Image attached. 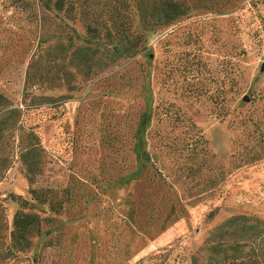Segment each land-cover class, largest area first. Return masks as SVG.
Instances as JSON below:
<instances>
[{
	"label": "rangeland",
	"instance_id": "rangeland-1",
	"mask_svg": "<svg viewBox=\"0 0 264 264\" xmlns=\"http://www.w3.org/2000/svg\"><path fill=\"white\" fill-rule=\"evenodd\" d=\"M124 1L0 0V96L44 151L29 184L0 135V264H264V0L151 29Z\"/></svg>",
	"mask_w": 264,
	"mask_h": 264
},
{
	"label": "trees",
	"instance_id": "trees-1",
	"mask_svg": "<svg viewBox=\"0 0 264 264\" xmlns=\"http://www.w3.org/2000/svg\"><path fill=\"white\" fill-rule=\"evenodd\" d=\"M133 3L139 23L147 29L164 27L182 17L187 12L186 6L182 2L175 0H133ZM50 4V7L48 5L46 7L56 12H62L64 10L66 13L71 10L72 6L69 4V0H53ZM121 8H127V3L124 0H122ZM113 12H115L114 18L109 17L110 26L112 29L119 31L121 35L122 29L115 21L117 18H120V15L116 13V9H113ZM121 26H124L123 22ZM89 30L94 31L91 28L87 29V31ZM122 38H120V42H123ZM139 40L140 37H136L133 43L126 41L127 44L125 46L133 50L137 48ZM0 114V135L3 131L13 128L18 132L17 153L19 163L27 182L33 184L35 179L41 175L44 163V151L39 139L34 132L24 130L20 126L16 127L21 113L16 108L7 106L2 96H0ZM30 194L34 197L36 196L34 191H30ZM35 198L36 200L38 199L37 197ZM36 225L37 219L33 215L16 213L12 220L13 230L10 234L13 244L21 250L26 248L27 241L25 238L35 230Z\"/></svg>",
	"mask_w": 264,
	"mask_h": 264
},
{
	"label": "water",
	"instance_id": "water-1",
	"mask_svg": "<svg viewBox=\"0 0 264 264\" xmlns=\"http://www.w3.org/2000/svg\"><path fill=\"white\" fill-rule=\"evenodd\" d=\"M260 71H264V63L261 64ZM243 101H247L246 97L243 98Z\"/></svg>",
	"mask_w": 264,
	"mask_h": 264
}]
</instances>
